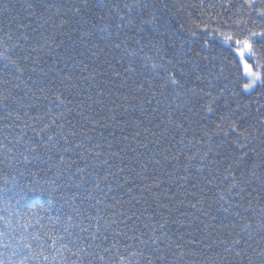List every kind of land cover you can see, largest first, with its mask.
I'll return each mask as SVG.
<instances>
[{
	"label": "trees",
	"instance_id": "1",
	"mask_svg": "<svg viewBox=\"0 0 264 264\" xmlns=\"http://www.w3.org/2000/svg\"><path fill=\"white\" fill-rule=\"evenodd\" d=\"M0 264H264V0H0Z\"/></svg>",
	"mask_w": 264,
	"mask_h": 264
},
{
	"label": "rangeland",
	"instance_id": "2",
	"mask_svg": "<svg viewBox=\"0 0 264 264\" xmlns=\"http://www.w3.org/2000/svg\"><path fill=\"white\" fill-rule=\"evenodd\" d=\"M237 57L242 65L243 76L246 79L244 93L249 94L254 91L260 84V76L252 71L248 64V60L252 57L246 46L240 45L237 49Z\"/></svg>",
	"mask_w": 264,
	"mask_h": 264
}]
</instances>
